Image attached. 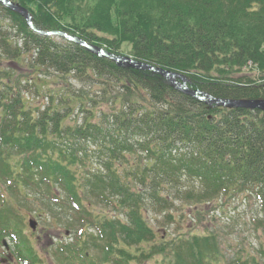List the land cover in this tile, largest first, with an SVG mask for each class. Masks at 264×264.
<instances>
[{"label":"trees","instance_id":"obj_1","mask_svg":"<svg viewBox=\"0 0 264 264\" xmlns=\"http://www.w3.org/2000/svg\"><path fill=\"white\" fill-rule=\"evenodd\" d=\"M11 1L41 30L116 55L129 45L136 60L183 73L192 89L215 98L264 99V0ZM0 57L72 79L34 109L0 78V182L19 202L37 197L57 217L68 213L64 224L74 232L59 242L62 264H142L156 254L163 264H264V242L257 255L226 256L218 234L168 239L147 221L149 213L172 221L177 205L194 209L251 191L262 199L253 225L264 235L263 110L209 105L159 73L41 35L1 2ZM0 202V231L15 232L29 250L19 255L35 264L24 215L10 211L6 196ZM149 242L156 244L148 251ZM90 250L101 252L97 260Z\"/></svg>","mask_w":264,"mask_h":264},{"label":"rangeland","instance_id":"obj_2","mask_svg":"<svg viewBox=\"0 0 264 264\" xmlns=\"http://www.w3.org/2000/svg\"><path fill=\"white\" fill-rule=\"evenodd\" d=\"M130 51L131 48L129 45H123V54L119 55L135 59L130 54ZM1 59L0 57V70L7 71V75L4 77L2 73L0 74V78L5 84L13 86L11 87L12 93L16 96L20 94L25 100L26 106H31L34 109L38 107L44 108V106L50 102L48 97L50 90L57 92V89L72 84V79L69 78L63 79L53 74L42 76L41 71H30V66L26 59L21 58L16 64L12 63L11 66L8 65L6 59L3 61H1ZM186 78L187 89L198 90L192 89L189 85L188 77ZM168 80L171 82L170 79ZM176 80L178 84L183 85L184 82L182 79L176 78ZM80 84L81 83L75 82L77 86ZM0 103L5 104L6 100L4 99ZM1 108L2 106H0V123L5 115V110ZM2 187L6 188L4 183L0 182V190H3ZM29 194L32 193L29 192ZM14 197L11 198V203L17 208L18 213L24 215L23 218L19 217L20 222L23 224L21 226V231L23 235L28 238L26 241L33 247V255L38 257L36 264H62L59 259L60 256L63 255H61L57 246L59 242L70 241L74 232V229L69 230L64 224V215L68 213L64 210L62 212L57 211L56 213L60 215L57 217V215H54V213L50 212L49 209L42 205V201L37 197L36 199L38 200L35 199V202H31V204L27 203L28 205L24 202L17 201L18 199ZM96 208L99 211L102 210L101 207L96 206ZM197 209L199 211L195 212ZM261 211V197L251 191H243L236 194H224L214 199L212 202L198 205L194 209L184 205H177L172 209L174 215L172 221H168L164 215H155L154 213H149L147 221L151 224L152 228L157 231L159 237L162 236L163 238L166 237L169 239V237L174 236L191 234H200L203 236V234L215 233L220 237V248L226 256H232L236 251L242 252L241 249L248 251L247 253L257 255L256 248L259 246L260 242H264V235L255 230L253 219L262 214ZM107 213H110V211H107ZM113 213L116 212L112 211L110 214ZM193 213L199 214L193 215ZM119 216L124 218V215ZM31 220L36 222L34 229L30 227ZM157 220L159 221L157 222ZM86 226H89V230L87 227L86 233L93 231L89 224V220L84 222L83 227ZM10 238L5 237L4 239L6 240L7 247H10V252H13L15 247ZM4 239H0V252L5 254L3 255L4 257L8 258L9 255L5 253L6 246L4 247V244H2ZM75 240H80V237H76ZM151 242H149L150 247L147 248L148 251L156 244L155 242L151 244ZM73 248L74 247H72V249ZM17 249L18 251L20 250L22 255L27 254L29 251L26 250L27 248H24L22 252L19 246ZM6 251L9 254L7 249ZM95 252L101 255L100 251L93 250L88 251L87 255L96 259ZM162 258L163 255L156 254L155 256L146 258L145 262L142 264H163L161 263L163 260ZM4 264H21V262H18L17 258H12V262L11 260H7ZM133 264H136V262H133Z\"/></svg>","mask_w":264,"mask_h":264},{"label":"water","instance_id":"obj_3","mask_svg":"<svg viewBox=\"0 0 264 264\" xmlns=\"http://www.w3.org/2000/svg\"><path fill=\"white\" fill-rule=\"evenodd\" d=\"M3 4L7 5L8 7L21 12L25 18L27 19V21L29 22L30 26L38 33L43 34V35H63L65 36V33L63 32H58V31H54V32H49V31H43L39 28H37L32 20L31 17L27 11L26 8L22 7L19 4H16L10 0H0ZM68 39H71L72 41H75L77 43H80L84 46H86V48H88L89 50L96 52V53H100L105 57L111 58L115 61L118 62V64H125L129 67H133L136 69H147L156 73H159L160 75L168 78L171 80L172 84L174 86H176L177 88L185 91L186 93L195 96L197 98H199L200 100L207 102V103H217L218 105H225L228 107H242V108H249V109H261L264 110V99H246V100H233V99H220V98H215L211 95H209L208 93H205L203 91L200 90H191V89H187L186 87V76L182 73L176 72V71H172V70H167L158 66H154L151 64H147L144 62H141L139 60L133 59V58H129V57H122L120 55H116V54H112L110 52H107L97 46L91 45L89 43L84 42L83 40H81L78 37H73V36H67ZM176 78H180L183 80V85L178 84V82H176ZM202 95V96H201ZM31 225L33 228H35L36 224L35 222H31Z\"/></svg>","mask_w":264,"mask_h":264}]
</instances>
